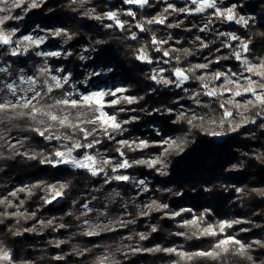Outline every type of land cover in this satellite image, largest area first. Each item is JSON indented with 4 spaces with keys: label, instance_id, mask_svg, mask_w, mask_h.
<instances>
[{
    "label": "trees",
    "instance_id": "trees-1",
    "mask_svg": "<svg viewBox=\"0 0 264 264\" xmlns=\"http://www.w3.org/2000/svg\"><path fill=\"white\" fill-rule=\"evenodd\" d=\"M118 3L124 7L122 1ZM109 4V0H83L82 4L75 3L74 0H43V3L33 8L28 15L27 27L19 28L22 32H27L33 24L41 23L50 30L48 46H53L54 43L59 46L63 44L64 50L70 53L67 62L72 67L75 78L80 79L83 76L81 70L83 61L80 59L83 44L91 47L85 51L88 56L92 50L98 49L93 57L94 64H111L121 70L122 73L118 77H122L127 85L130 84L129 92L136 97H144L138 104H126L132 116L137 118L127 125V129L138 141L146 139L150 142H162L165 137L171 135L190 133L198 145L189 142L183 153L173 150L167 154L164 153L161 144H151L143 149L124 146L122 155L129 157L131 161H147L156 156H163L169 174L167 176L159 174L157 171L160 168L159 163L152 167L147 164H134L126 174L146 177L149 180V188L140 191L131 187L130 182L123 181L119 184L120 193L102 203L100 206L102 210L99 211L96 203L92 202L90 213L83 215L81 206L86 201L89 202L92 199L90 193L93 194L91 189L93 179L89 173L65 165L41 164L39 159L29 161L23 155L13 156L15 148L10 147L8 139H15L17 142L15 147L21 153L31 149L35 152H44L52 159L56 158L54 154L56 143L46 141L38 131L21 130L32 127V115H36L33 106L38 108L40 104L1 109L0 134L3 135V139L0 140V239L12 251L11 260L14 263L28 264H92L93 261L95 264L103 262L111 264L109 257L113 253L114 259L120 264H255L259 260H264V248L260 247L251 250L249 256L252 260L232 250L216 257L197 255L201 252L210 253L223 237L222 234H206L203 229L215 221L216 217L223 218L229 214L231 209L229 192L236 191L235 187L230 186L233 180L245 182V191L248 194L246 207L249 214L254 215L258 210L264 213V195H261V192H264V157L256 159L252 155L253 151H250L249 156H240L243 169L239 174H232L230 179L223 183L224 174L218 176L217 171H220V174L225 172V164L239 155L232 151L237 138L227 136L224 141L217 143L201 123L190 125L189 113L184 115L186 119L172 123L178 118L181 110H187L192 106L191 94L201 86L200 81L195 79L200 70L194 69L193 77L186 85V91L182 89L176 91L172 87L156 85L152 80L150 67L141 64L137 58L140 49L143 48L154 58L153 66L158 65L157 59L161 55L154 51L158 43H153V40L165 41L170 34L175 36L173 38H178L175 33L177 28L169 27L175 12L165 9L163 1L153 0L148 8L142 13L137 11L135 16L127 15L122 10L119 13L122 28L116 25L106 27L105 14L109 10ZM26 7L29 8V5ZM237 7L242 13L257 15L255 19H249L248 24L236 26L235 30L248 44L251 55L264 60L262 17L264 0H237ZM89 10H95V14L104 18L102 20L88 18L84 13ZM144 14L149 17L164 15L166 20L162 24L156 22L147 24L142 20ZM137 24L144 25V30L141 31ZM58 29L67 32L72 38L66 39L62 34L57 36L54 42L52 33ZM135 35L137 36L133 39ZM173 38L164 45L176 57L168 67L170 69H167L169 75H173L178 68H193L194 63L200 61L203 55L197 53L196 45L190 44L187 38H182L180 42ZM238 39L232 41L231 45L235 46ZM226 40L221 37L211 41V55L217 59L211 64L210 68L213 71L226 69L228 66L237 67L234 59L226 55L228 50ZM172 46L175 47L174 50L170 49ZM185 49L194 54L185 55ZM32 57L41 60V57L33 53ZM51 62L57 66L62 64L63 60L52 58ZM22 64L28 66V61L23 60ZM67 87L69 83L62 88ZM54 93L57 94L59 91ZM177 98L181 99L177 101ZM157 107L171 108L172 113L145 116L144 112L139 111L147 108L152 112ZM199 107L205 113H222V103L217 100L211 105ZM133 108L138 110L132 111ZM262 111L264 112V106H259L251 113L256 123L245 131L255 134L242 140L246 148L255 144H262L264 147V129L261 126L263 119L260 113ZM18 113L24 115H17ZM150 124L160 128V135L148 127ZM22 139L25 140L23 147L20 146ZM68 182L70 186L63 191V198L58 202L48 203L47 198L50 195L44 190L45 187L50 189L54 185ZM164 189L171 191H162ZM174 192L180 195H173ZM153 202L167 207L149 211L148 205ZM179 209L181 212L176 217L168 216ZM235 210L241 212L237 208ZM22 212L27 216L31 213L32 218H25ZM17 213L21 215L17 216ZM194 217H198L197 223L200 228L184 224ZM99 219L102 220V224L99 223ZM49 220H54L53 224L44 227ZM38 221L41 223L37 224ZM60 224L65 227L58 228ZM89 224L92 226L110 224V229L104 230L101 227L95 234L81 235L82 232H89ZM31 227H36L37 232L23 231L21 235H14L17 230ZM153 227L155 231L152 230ZM139 234H144L146 238L141 240ZM128 237L132 239L129 240ZM58 240L69 242L57 247L52 242ZM74 245L83 250L84 255L78 256L75 253L68 255ZM117 248L122 251L117 252ZM170 249L174 251H167ZM182 252L188 255L184 257Z\"/></svg>",
    "mask_w": 264,
    "mask_h": 264
},
{
    "label": "rangeland",
    "instance_id": "rangeland-1",
    "mask_svg": "<svg viewBox=\"0 0 264 264\" xmlns=\"http://www.w3.org/2000/svg\"><path fill=\"white\" fill-rule=\"evenodd\" d=\"M119 1H122L124 7L118 3ZM151 1L153 0H147L146 4L141 5L136 2H127V0H109L110 4L107 13L115 14V19H109L108 16H106V26L110 27L112 25H116L121 27V18L119 13L122 10L127 15L135 16L137 11L142 13L146 8H148L151 4ZM161 1L165 3V9L175 12L174 18L170 25H180L179 27H176L177 32H175L178 35V38H173L175 36L170 34L165 41H156L158 46H156L154 51L161 55V57H158L157 59V66H153L154 58L143 48L140 49L138 56L146 55L148 60L151 62L149 63L143 59H139V61L141 64L145 66L148 65L150 67L152 71V80L156 85L172 87L173 90L176 91L179 89L186 91V85L193 77L192 73L194 69L200 70L196 77H215L214 79H209L205 82L198 80L200 81L201 86L191 94V97H195V100L191 98L192 106H189L187 110H181L179 115H185L189 113L190 125H194V123H201V125L207 131H209L210 137L217 143L224 141L227 136H235L237 138V142L233 145L232 151L238 153L239 155H237V158L235 157L236 159H231L225 164V172L220 174V171H217L218 176L224 174L222 179L223 183H225L227 181L226 179H230L232 174H239L243 169V162L240 160V156H249L251 154L250 151H253L252 155L256 159L259 160L264 157V147L262 144H255L246 148L242 142V140L246 137L255 134V132L248 133L245 131L247 128H252L256 123V119L251 115L253 109L259 106H264V87H260L261 84H264V60L251 55L248 44L243 41V38L239 37L238 32L235 30L236 26H244L248 24L249 19H255L257 15L242 13L237 7V0H210V3L214 6H204L203 8L202 5H204L205 0H196L195 3H193V0ZM27 5L29 4L27 0H25L21 7H18L11 12V15L14 17L22 16L23 19L7 20L3 23V25H0V28H2L0 35L5 36L10 41L8 44L0 43V68L7 69V71H0V88H4L5 84H12L14 87H27V83H25L27 78L30 77L33 80H37L39 69L47 65V67L51 70V75L56 76L59 80L62 81L65 77H70L69 87L62 88L65 85L63 84L60 88H53L52 91L48 93V95L55 98H67L70 102L75 100L77 103L72 108L73 113L77 111H87L90 108L98 107L95 105H90L88 102L83 100V97L90 96L93 93H105V96L103 97V107L99 110H96L92 114V117H90L96 119V124L89 125L83 123L79 125L83 131L76 135L80 140L81 146L77 147L75 151L72 152V155L81 161H83L86 156L96 157L94 164H90L89 167H94L98 173L97 175H92V172L88 168L74 169L86 171L93 179L91 187L93 194L92 192L90 193L92 199L89 202L86 201L85 204L81 206V212L83 215H88L90 213L92 210V202L96 203L97 207H99V211L100 209L102 210L103 208H100L102 203L108 201L110 197L116 196V193H120L119 184L123 181L130 182L131 187L140 191H146L149 188V180L146 177L130 176L129 174H126L130 167L119 168L115 173H113L111 168H106L105 170L108 174L105 176V172L100 171L99 156H97V153L102 154L105 159L113 162L114 164H119L125 160L132 162L129 157L122 155L121 151L125 145L120 142L123 141H127L128 145L132 147L141 145L138 147L140 149L145 148V146H142L140 141H147L148 145L161 144L164 147L165 154L170 153L173 150H178L180 153H183L186 150L189 142L198 145L197 141L191 136L190 133L176 136L171 135L165 137L162 142H150L146 139L138 141L132 137L131 133L128 131L124 132L123 135H119L117 134L116 130L111 128H108V135L100 136L97 134L96 136H88L85 138V133L88 130L95 128L97 125H99L100 131H104L106 126L102 125L101 123V112L106 113L108 116H116L118 123L121 120L132 119V112L129 111L126 104H113L112 101L116 100L120 95L129 97L135 95L131 94L129 91H116L118 88H129L130 84L127 85L122 77H118V75H120L122 72L115 66L106 63L94 64L92 62L93 57L98 52V49L92 50L90 56H88L85 51L91 49L89 45L83 44L81 46L82 52H80V56L84 57V59H81L83 61V67L81 68L83 76L80 79L75 78L73 74L74 71L67 62L69 53L68 51L64 50L63 44L61 43L59 46V44L54 43L53 46H48L47 42L49 39L48 35L50 30L46 29L41 23H35L30 27L28 26L29 29L27 32L21 31L23 27H27L29 21L28 15L33 9L30 7L27 8ZM2 15L4 14L0 13V16ZM262 17H264V15H262ZM142 20L147 24H149V21L162 24L166 20V17L164 15L149 17L144 14ZM12 22L15 24H12ZM137 25L141 31L144 30V25ZM19 27H21V29ZM12 32H15V34L10 35ZM136 36L137 35H135V37ZM26 37H31L32 39L27 40L25 39ZM56 37L57 36L54 35V42ZM221 37L227 39L226 46L228 50L226 55L234 59V61L237 63V67L233 68L228 66L226 69L213 71L210 67L212 62H216L217 59L211 55V41L215 38L220 39ZM233 37L236 38L233 39ZM172 38L178 42L182 41V38H187L190 44L194 43V45H196L195 50L197 53H203L201 60L194 63V65H208V67L178 68L183 72V75L186 77V79L178 78L175 75V71L173 75H169L167 69H170L168 67H170V64L176 60V57L171 51H169V49L165 48L164 45ZM237 39L238 43L235 46H232L231 42ZM18 42L23 43L22 48ZM245 44L247 45V48L244 47ZM234 47L235 49H233ZM170 49L174 50L175 47L172 46ZM13 50L17 51L16 55L10 54ZM57 52L60 53L59 56L37 55V57H41V60H37V58L32 57V53L36 55V53L47 54ZM5 53L9 54L5 55ZM66 56L67 58H65ZM237 56L239 58H237ZM52 58L62 59L63 63L55 66V64L51 62ZM23 60L28 61V66H23ZM159 61L161 62L159 63ZM60 69H63V71H60ZM189 69L192 71H189ZM153 77H155V79H153ZM162 81L171 82L164 84ZM50 83H52V81H50ZM57 90L59 93L55 94L54 91ZM36 91L39 92L40 95H44L48 89L42 83H39ZM109 91L115 92L116 95H107ZM210 92L215 94L209 95L208 93ZM197 93L200 95L196 96ZM34 97H36V93L28 92L25 94L22 91H17V94L13 96L6 88H4V91L0 92V104L5 103V98L10 100L12 105H19L26 99L28 101L27 106H29L37 104L39 97H36L35 99ZM180 99L181 98H177V101ZM197 100L199 103L196 102ZM214 100L220 101L222 103L221 114H209L200 109V105H211ZM51 102V100L45 98V100L39 103L40 105L38 108L43 107L45 104H50ZM15 108L21 107L9 106L4 109ZM121 108H123L124 111H120ZM260 113L263 119L261 126L264 129V112L262 111ZM36 115L39 117L40 113L36 112ZM127 125L128 124H125L123 127L127 128ZM233 125L237 127L236 131H226L227 129L232 128ZM60 131L67 133L68 135H73L71 130L67 127L62 128ZM215 133H220V135H215ZM48 135L49 133L46 132L43 136H41L48 142L56 143L55 152H63L66 156L67 149L73 148L71 140H58L54 138L46 139L45 137ZM111 137H114V139ZM97 140L99 143H95L92 147L83 146L88 144L89 141ZM8 141L10 142V146L17 145L15 139H8ZM164 141H168L169 144H165ZM173 141H175V144L171 143ZM116 147H120L121 151H115ZM159 158L160 157L156 156L155 158H150L147 161L152 162L151 164L154 166L158 163L157 160ZM61 160V157L56 156V158L53 159L54 163L52 164L55 166L65 165L70 167L66 163H55V161ZM163 163H166L165 159L159 162L160 167ZM113 175L127 176L128 179L119 181L109 180V178ZM140 181H143L144 183L140 184ZM230 186L235 187L236 191L229 192V206L231 205L229 214L227 216H223V218L216 217L215 221L209 223V225L203 229V232L209 235H223L220 241L215 244V249L210 252L214 257L230 250L242 256H249L251 250L257 249V247L264 248V213L261 210H258L254 213V215L249 214L247 210L248 208L246 207L248 194L245 191L246 187L243 180H233L230 183ZM206 189L208 190V188ZM47 193L50 195L47 198L48 203L58 202L63 198V191L61 192L58 188L54 189L51 187L47 190ZM57 193H59V195H57ZM2 199L3 201L6 200L5 197ZM236 208L241 210V212L235 210ZM180 212L181 209L174 210V213H170L168 216L176 217ZM13 214L14 213H10V215ZM21 214L25 215L24 212ZM259 214L260 216H258ZM102 215L103 212L101 211L100 216ZM29 216L32 217V214L30 213ZM197 221L198 217H194L191 220L184 222V224L196 225L198 228H200ZM236 221L241 222L236 223ZM39 223L41 222L38 221L37 224ZM99 223L102 224L101 219H99ZM221 225H223V227H221ZM257 225H259V227H257ZM94 226L95 225H93V227ZM88 231L90 234L96 233L92 232L90 228ZM223 241H227V243H222ZM217 245H219V247H217ZM0 246H2V250H0V264H28L26 262L14 263L11 260L12 251H10L4 245L1 239ZM182 255L185 257L188 254L186 252H182ZM261 262H264V260H259V262H256L255 264H261ZM102 264L107 263L103 262Z\"/></svg>",
    "mask_w": 264,
    "mask_h": 264
},
{
    "label": "clouds",
    "instance_id": "clouds-1",
    "mask_svg": "<svg viewBox=\"0 0 264 264\" xmlns=\"http://www.w3.org/2000/svg\"><path fill=\"white\" fill-rule=\"evenodd\" d=\"M25 2V0H0V13H3L4 15L0 16V25H3L4 22H6L7 20H12V19H23V17H14L13 15H11V12L18 8L21 7V5ZM29 7L30 8H34L39 6L40 4L43 3V0H27ZM75 3H83V0H74ZM184 11V10H182ZM110 13H107L105 15H109ZM113 14V13H112ZM85 16H87L90 19H95V20H102L104 17L98 14H95V10H89L86 11L84 13ZM153 21H151L150 23H152ZM179 24H173V25H169V27H179ZM107 27V26H106ZM0 31H2V28H0ZM15 32L10 33V35H14ZM55 36H60V35H64L66 37V39H71L72 36H70L67 32H63V30H56L55 32L52 33ZM72 35H75V33H72ZM198 39V38H197ZM21 46V48L23 47V43L22 42H18ZM99 43V41H98ZM206 46V45H204ZM14 51V50H13ZM13 51L10 53L11 55H13ZM185 51V55H192L194 53L189 52L187 49L184 50ZM15 52L17 53V51L15 50ZM9 53H5V55H7ZM23 54V53H21ZM36 55L41 56V55H46V56H56V55H48L45 53H36ZM70 55V53H69ZM59 56V55H58ZM67 58V56L65 57ZM80 59H84V57H80ZM194 68H205L208 67V65H194ZM2 71H7V69H3ZM60 71H63V69H60ZM189 71H192L191 69H189ZM56 77V76H55ZM215 77H204V76H199V77H195V79L200 80L201 82H205L206 80L209 79H214ZM57 80H59L57 77L56 79H53V75H51V70L47 67V65H45L44 67L39 69V75L37 80H33L30 77L27 78V80L25 81V83H27V87H21V86H13L12 84H5L4 88H6L8 90V92L11 93V95L15 96L17 94V91H22L25 94H27L28 92H34L36 93V97H39L37 103L39 104L41 101L45 100V98L51 100L52 102L50 104H45L43 107L41 108H37L36 106H33V111L34 112H39L40 115L39 117H37L36 115H32V120H33V125L32 127L26 128V129H21L22 131H38L39 134L40 133H49L48 136H46V139H63V140H71L72 144H73V148L72 149H67L66 152V156L64 159H66L68 161V164L71 168L75 169L78 168L76 166V161H78V159L72 155V152L75 151V149L77 147L81 146L80 140L77 138V135L79 132H82L83 129L79 126L80 124L86 123L89 125L92 124H96V119L95 118H90L92 117V114L96 111L94 108H90L87 111H77L75 113H73L72 108L76 105V101L72 100L71 102L69 101V99L67 98H55V97H51L48 95V93H50L52 91L53 88H60L62 87L63 84H67L69 83L70 77H65L62 81L59 80V84L57 83ZM50 81H52V83H50ZM171 81H168V83H170ZM42 83L47 89L48 91L44 93V95H40L39 92L36 91L38 84ZM164 83V82H162ZM168 83H164V84H168ZM260 87H264V84H261ZM4 88H0V92L4 91ZM123 89V91H121ZM130 88H118L116 91L117 92H126L129 91ZM116 95L115 92L109 91L107 93V95ZM200 95L199 93L196 94V96ZM34 97V99L36 98ZM192 99L195 100V97H190ZM144 97L143 96H124V95H120L117 97L116 100L112 101L113 104H138L140 103V101H143ZM197 103H199V101H196ZM28 101L25 99L24 102H21L19 105H12L11 101L8 100L7 98H5V103L4 104H0V109H4L7 108L9 106L11 107H26L27 106ZM173 103H175V101H173ZM138 109L133 108L132 111H137ZM120 111H124L123 108L120 109ZM139 111L144 112L145 116H152L154 113H160L161 115H169L172 113V109L171 108H160L157 107L155 109H153L152 112H149L147 110V108H143V109H139ZM17 115H24V113H18ZM53 117H55V119H53ZM116 117V116H115ZM136 117H133L130 120H121L119 122L120 127L118 129H116L117 134L119 135H123L124 132H127L128 129L124 128L123 125L125 124H130L133 122V120H136ZM186 119V117L183 114H180L178 116V118L174 121H172V123H179L181 120ZM79 122V123H78ZM69 128L71 130V132L73 133V135H68L67 133H64L62 131H60L62 128ZM148 127L152 128L157 135H160V131H159V127L156 125H148ZM237 127L235 125H233L232 128L227 129L226 131H236ZM97 134H99L100 136H105L108 135V130L107 131H100V127L99 125H97L95 128H92L90 130H88L85 133V138H87L88 136H96ZM114 139V137H111ZM3 139V135L0 134V140ZM95 143H99V141H89L88 144L83 145L84 147H92L94 146ZM123 145L127 146L128 142L127 141H123L120 142ZM140 143L142 144H146L147 146L148 143L147 141H140ZM25 144V140H21L20 141V146L23 147ZM146 146V147H147ZM12 148H15V151L13 152V156L15 155H23L27 157V160L29 161H35L37 159H39L40 163H54L52 157H50L49 155L45 154L44 152H35L31 149H29L28 151L21 153L19 151L18 148H16L15 146H10ZM115 151L120 152L121 148L120 147H116ZM57 152V151H56ZM55 152V153H56ZM54 153V154H55ZM97 156H99V163H100V171H104L105 172V176H107V171L105 170L106 168H111L113 173H115L119 168H122L123 164L125 161H122L119 164H114L113 162L107 160L104 158V156L100 153H97ZM88 157V156H86ZM94 160L96 159V157L91 156ZM164 157H160L157 162L159 163L160 161H163ZM55 163H64L63 160L61 161H55ZM147 164V166L152 167V164H150L148 161L146 160H139V161H132V162H128V167L133 166L134 164ZM157 171L159 172V174L161 176H167L169 173L167 171V163H163L161 165V167L159 169H157ZM121 176V175H113L109 178V180H117V177ZM140 184H143V181L139 182ZM70 186V182L68 183H63V184H59V185H54L52 186L54 189L58 188L61 192L68 189ZM33 187H36V185H33ZM45 191H47V187H45L44 189ZM146 190V189H145ZM159 190V189H158ZM162 191H171V189H164ZM116 195H118V193H116ZM173 195H180V193L178 192H174ZM261 195H264V192H261ZM167 205H159L155 202H153L152 204L148 205L149 211L155 209V210H161L162 208H166ZM20 213H17V216H20ZM25 218L27 219H31L32 217L27 216L25 214ZM54 220H49L47 222V224L44 225V227H48L51 226L53 224ZM241 221H236V223H240ZM58 228L60 227H65V225L60 224L57 226ZM103 228L104 230H109L110 229V224L109 225H104V226H100L97 225L95 227H93L91 224H89V228L92 230V232H96L97 229L99 228ZM257 227H259V225H257ZM153 231H155V227H153L152 229ZM23 231H29V232H37V228L33 227L30 229H20L17 232L14 233L15 234H22ZM90 234L89 232H82L81 235H88ZM140 235V239L143 240L145 239V235L144 234H139ZM129 240L132 239V237H128ZM69 241H65V240H58V241H53L52 243L55 244V246L59 247L61 244L63 243H68ZM127 247H131V246H127ZM0 250H2V246H0ZM160 249H156V251H159ZM117 252L122 251V249L117 248L116 249ZM75 253L78 256H82L84 255V251L81 250L78 246L74 245L73 246V250L71 253H68V255H71ZM243 254V253H242ZM114 253L112 254V256L109 257V259L111 260V264H120V262L118 260L114 259ZM62 257H55V259H61ZM249 260H252L251 256H248ZM92 264H95V261L92 262ZM261 264H264V262H261Z\"/></svg>",
    "mask_w": 264,
    "mask_h": 264
},
{
    "label": "snow or ice",
    "instance_id": "snow-or-ice-1",
    "mask_svg": "<svg viewBox=\"0 0 264 264\" xmlns=\"http://www.w3.org/2000/svg\"><path fill=\"white\" fill-rule=\"evenodd\" d=\"M127 2H130V3L131 2H136V3H139V4L143 5V4H146L147 3V0H127ZM195 2H196V0H193V3H195ZM204 6L212 7L214 5L210 3V0H205L204 5H202V8ZM202 8H201V10H202ZM108 18L109 19H115V14L110 13L108 15ZM229 18H231V17H229ZM150 22L151 21H149V23ZM120 26L123 27L122 24ZM132 38L135 39V36H133ZM235 38L236 37H233V39H235ZM25 39L31 40L32 38L31 37H26ZM0 43L8 44V43H10V41L5 36L0 35ZM153 43H156V41L153 40ZM244 47L247 48V45L245 44ZM16 54L17 53L14 50L13 51V55H16ZM47 54L48 55H56V56L60 55V53H58V52L57 53H47ZM137 58L138 59H143V60H145V61H147L149 63L151 62L150 60H148V58H147L146 55H141V56H138ZM237 58H239V57L237 56ZM2 70H3V68H0V71H2ZM175 75L178 78L186 79V77H184L183 72L180 69H176L175 70ZM217 75H220V74H217ZM53 79H56V77L53 76ZM153 79H155V77H153ZM162 82L168 83V81H162ZM57 83L59 84V80H57ZM121 91H123V89ZM208 94L209 95H214L215 93H211L210 92ZM104 96H105V93H93L90 96L83 97V100L86 101V102H88L90 105L98 106V107H94V109L95 110H99L100 108L103 107V97ZM53 119H55V117H53ZM101 123H102V125L106 126L105 129H104L105 131H107L108 128H111L113 130H116V129H118L120 127V124L117 122L115 116H108L106 113H103V112H101ZM40 135L43 136L44 133H40ZM215 135H220V133H215ZM164 143L165 144H169L168 141H164ZM171 143L172 144H175V141H173ZM140 146L141 145H137V147H140ZM142 146H145L146 147L147 145L142 143ZM170 146H171V144H170ZM55 155L57 157H61L62 160L64 161V163H68V161L66 159H64L65 153L60 152V151H57L55 153ZM75 163H76V166L78 168H88L92 172V175H97L98 174L97 171H96V169L94 167H91V168L89 167L90 164H94V159L91 156L85 157V159L83 161L78 160ZM149 163L151 164L152 162H149ZM122 167H128L127 161L124 162V164H123ZM117 179L118 180H127L128 177L127 176H118ZM57 195H59V193H57ZM221 227H223V225H221ZM222 243H227V241H223ZM217 247H219V245H217ZM167 251H174V250H171L170 249V250H167ZM197 255H209V256H211L213 254L212 253H203V252H201V253H198ZM5 258H7V257H5Z\"/></svg>",
    "mask_w": 264,
    "mask_h": 264
}]
</instances>
